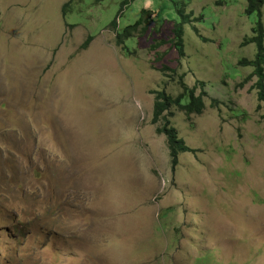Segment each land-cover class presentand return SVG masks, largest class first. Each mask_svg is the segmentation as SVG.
Masks as SVG:
<instances>
[{"label": "rangeland", "instance_id": "1", "mask_svg": "<svg viewBox=\"0 0 264 264\" xmlns=\"http://www.w3.org/2000/svg\"><path fill=\"white\" fill-rule=\"evenodd\" d=\"M70 1L0 0V264H264V103L237 87L256 54L248 0H74L64 15ZM180 6L200 17L184 56ZM142 10L129 54L116 34ZM179 77L210 98L172 109L196 150L173 169L151 91L176 96Z\"/></svg>", "mask_w": 264, "mask_h": 264}, {"label": "trees", "instance_id": "2", "mask_svg": "<svg viewBox=\"0 0 264 264\" xmlns=\"http://www.w3.org/2000/svg\"><path fill=\"white\" fill-rule=\"evenodd\" d=\"M74 0L66 3L63 6V14L65 15ZM224 0H217L216 6H221ZM264 6V0H248V6L246 8V14L252 15L256 13L258 20L256 26L253 28V37L246 39L244 44H255L256 54L253 59L242 58L238 65L244 68H251L252 73L243 79L242 82L237 84L239 89H243L247 84L253 81L251 88L256 91L258 99V109L261 108V104L264 103V24L262 22V12L261 8ZM184 6L177 8V14L179 20L175 22L173 27L174 40L171 41L172 45L177 48L180 56H184V42H183V31L184 25L191 24L193 22H199V18H194L193 13H185ZM150 12L147 10H142L140 18L130 26H127L122 31H117L115 44L118 48L125 51L126 53H131L125 46V41L134 38L139 31L141 33L146 32L149 21L145 16L149 17ZM113 28L117 29L116 22H113ZM142 28V29H140ZM92 36H89L83 44V49H86L92 40ZM157 46H154L155 48ZM166 71L173 72L169 67L165 66L161 69L166 77H172L166 73ZM179 84L181 86V92L176 95L167 94L166 91H151L154 95V105H153V117L151 120V125H161L157 126L156 133L159 135H164L166 137V143L169 150V156L171 160L172 168L175 169L179 163V157L186 153H195L196 150L186 145L183 138L180 137L177 129L172 125L171 118L174 117L173 108H178L181 112L185 113L187 116L191 115H201L206 107V100L210 98L207 91V85L203 81H197L192 87L187 86L183 83L182 77H179ZM188 100L187 102H185ZM219 101L211 99V107L217 108L219 106ZM240 115H244L245 112L239 111ZM264 118V117H263ZM5 213V212H4ZM5 214H8L7 212ZM10 215V214H8ZM20 227H16L18 230ZM17 235H23V231L18 230Z\"/></svg>", "mask_w": 264, "mask_h": 264}]
</instances>
